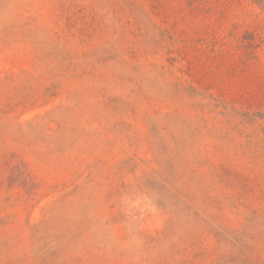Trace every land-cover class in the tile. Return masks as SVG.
I'll return each mask as SVG.
<instances>
[{
  "label": "rangeland",
  "instance_id": "obj_1",
  "mask_svg": "<svg viewBox=\"0 0 264 264\" xmlns=\"http://www.w3.org/2000/svg\"><path fill=\"white\" fill-rule=\"evenodd\" d=\"M0 264H264V0H0Z\"/></svg>",
  "mask_w": 264,
  "mask_h": 264
}]
</instances>
